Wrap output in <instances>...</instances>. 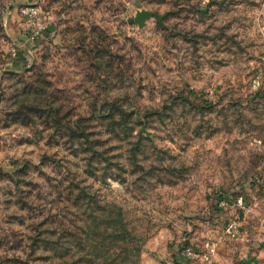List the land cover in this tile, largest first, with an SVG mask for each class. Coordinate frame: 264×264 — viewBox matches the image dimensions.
<instances>
[{
	"label": "rangeland",
	"instance_id": "rangeland-1",
	"mask_svg": "<svg viewBox=\"0 0 264 264\" xmlns=\"http://www.w3.org/2000/svg\"><path fill=\"white\" fill-rule=\"evenodd\" d=\"M0 264H264V0H0Z\"/></svg>",
	"mask_w": 264,
	"mask_h": 264
},
{
	"label": "built area",
	"instance_id": "built-area-1",
	"mask_svg": "<svg viewBox=\"0 0 264 264\" xmlns=\"http://www.w3.org/2000/svg\"><path fill=\"white\" fill-rule=\"evenodd\" d=\"M19 15L32 28L31 40L34 41L40 34L42 35L46 32L47 25L44 24L38 5L35 2L22 6L19 10ZM230 207L238 208L243 212L246 211L245 199L243 197H237L232 201L227 199L219 201L218 208L220 210H227ZM253 207H258L256 201L253 203ZM225 233L230 239H240L242 237L241 222L237 218L230 219L226 224ZM184 255L188 259H191L194 253L191 249H187Z\"/></svg>",
	"mask_w": 264,
	"mask_h": 264
},
{
	"label": "water",
	"instance_id": "water-1",
	"mask_svg": "<svg viewBox=\"0 0 264 264\" xmlns=\"http://www.w3.org/2000/svg\"><path fill=\"white\" fill-rule=\"evenodd\" d=\"M151 19H155L158 24H161L162 22V18H160L158 15L147 11L138 12L134 22L139 26V28H143L146 25V22Z\"/></svg>",
	"mask_w": 264,
	"mask_h": 264
},
{
	"label": "trees",
	"instance_id": "trees-1",
	"mask_svg": "<svg viewBox=\"0 0 264 264\" xmlns=\"http://www.w3.org/2000/svg\"><path fill=\"white\" fill-rule=\"evenodd\" d=\"M237 198V197H236ZM229 200V199H228ZM234 200V199H233ZM221 201V200H220ZM229 201H232V200H229Z\"/></svg>",
	"mask_w": 264,
	"mask_h": 264
}]
</instances>
